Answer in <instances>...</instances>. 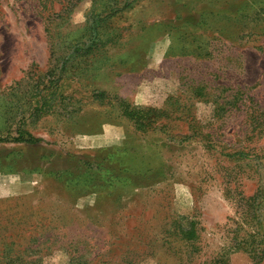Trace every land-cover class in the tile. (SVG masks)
Instances as JSON below:
<instances>
[{
	"label": "rangeland",
	"instance_id": "obj_1",
	"mask_svg": "<svg viewBox=\"0 0 264 264\" xmlns=\"http://www.w3.org/2000/svg\"><path fill=\"white\" fill-rule=\"evenodd\" d=\"M0 264H264V0H0Z\"/></svg>",
	"mask_w": 264,
	"mask_h": 264
},
{
	"label": "trees",
	"instance_id": "obj_2",
	"mask_svg": "<svg viewBox=\"0 0 264 264\" xmlns=\"http://www.w3.org/2000/svg\"><path fill=\"white\" fill-rule=\"evenodd\" d=\"M249 247H250V244L248 245ZM252 251V250H251ZM254 252V255L256 254V251H253ZM261 259H263V258H261ZM260 262V261H259Z\"/></svg>",
	"mask_w": 264,
	"mask_h": 264
}]
</instances>
